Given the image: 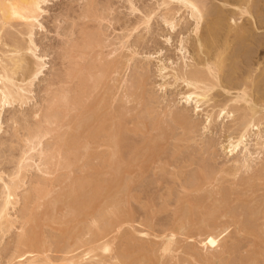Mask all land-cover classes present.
Wrapping results in <instances>:
<instances>
[{
  "label": "rangeland",
  "instance_id": "1",
  "mask_svg": "<svg viewBox=\"0 0 264 264\" xmlns=\"http://www.w3.org/2000/svg\"><path fill=\"white\" fill-rule=\"evenodd\" d=\"M0 2L3 3L2 0ZM163 2L166 5H163ZM215 3H217L216 7L219 3L216 1ZM41 8L43 12L38 17L41 26L35 25L32 29V38L37 46L35 54L38 58L41 57V60H36L29 53L26 58L31 66L36 65L38 61L43 62L44 68L32 87H27L28 93H24L23 99L16 101L22 104L14 102V106L2 109L0 116V174L2 175L0 178L2 177L5 183L8 182L12 186L15 183L14 187L18 186L17 181L20 185L14 190L18 201L12 200L13 198L17 200L12 195V204L7 206V214L11 216L8 218L14 221L13 226L7 233L0 232V264H19L20 262L26 264L30 259L34 261L31 264H62L65 260L69 261L66 263L72 264L73 258L76 260L86 254L85 247L90 244L92 245L90 247L94 248L99 241L106 244L104 245L106 249L101 255L97 254L100 255L97 257L98 264H122L124 259L132 260L133 264H221L219 258L222 256L223 264H264L263 235V242L254 245L249 237H246L247 240L243 236V233L239 232L237 235V228L231 226L232 231L229 230L227 236L225 235L227 238L224 237L222 241L226 251L225 253L222 251L223 255L219 253L215 244L209 241L213 240L212 234L211 237L208 234L214 229L217 217L215 215L213 217L212 214L207 216V213L211 212L210 210L218 201L227 200L228 208L231 206L235 212L241 208L239 210L245 213L246 219L250 214L246 206L244 208L243 204H236V197L241 193L249 194L246 192L248 188L244 185L249 181L250 184L259 185L258 189L263 188L262 182L253 178L256 170L264 162V110L258 116V125L249 131L246 146H241L232 152L229 142L236 131L238 113H229L227 110H224L222 114L219 112L222 105L235 95V91L227 87L225 89L230 92H226L222 87H217L207 104H196L195 100L185 102L184 96L189 88L187 89L185 83L174 80L176 72L174 69L177 68L176 70L179 71L180 68H184V64L191 67L194 64L193 58L196 57L194 21L188 16L187 10L168 0H47L41 4ZM219 8L222 6L219 5ZM256 16L258 25L264 18ZM9 17L13 26L11 28L4 25V29L13 38L25 39L26 36L25 38L20 36L19 31L27 30L25 22L31 19L22 20L18 15ZM147 17L148 22H146ZM241 22L242 20L239 19L237 24L241 25ZM255 32H257L255 35H250L253 37L252 42L249 40L251 37L247 38L249 42L246 39L248 43L243 40L245 45L251 43L249 46H244L242 41L237 43L236 39L234 45V38L230 40L234 47L228 50L230 59L226 61L224 70V82H228V85H232L233 82L238 85L241 79L243 82L249 72H252L255 77L264 67V47L258 46L263 43L261 40L264 39V28ZM87 37L93 40V46L91 50L90 47L84 46L82 52L83 49L79 45L83 44ZM9 39L12 37L10 36ZM76 47L80 58L76 57L79 56L74 49ZM76 60L78 62L80 60V63ZM75 61L78 67H75ZM27 67H30V64ZM81 68L83 73L80 72ZM106 68H108V74L106 73L101 85L88 92L86 89V94L81 90L83 85L80 87V91L84 93H81L80 102L82 105L86 103L87 106H92L91 111L96 114L93 116L94 122L91 121L93 126L90 124V127L105 128L109 125L107 121L110 122V119L119 122L120 155L114 156H118L120 161L123 160L122 162L131 161L132 168L127 165V170H124L127 172L123 171L121 180L122 178L124 180L121 181V187L115 186V188L113 185L110 193L101 195L103 197L100 196L97 202L95 192L88 190L90 193H86L87 190L83 188V191L79 192L81 182L79 179L87 177L92 182L95 180L94 183L104 182V180L112 181L114 173H110L111 168L103 161L109 153L108 148H111V146L108 147L109 143L106 140L107 133L99 129L98 131L103 134L100 133L98 138H93L95 141L90 144V140L83 139L87 138L84 135L88 129L85 132L81 131L84 135H81L83 138L80 136V139L82 138L83 142L92 146L88 150L93 149L94 152H91L95 155H90L91 158L88 159L86 157L89 156L83 159L76 157L79 159L78 163L75 167L73 163L71 166L74 168L70 166L72 169L69 171V167L67 170L64 167H58L56 159L58 160V156L62 158L64 153L73 157L74 150L70 148L72 143L69 147L62 144L59 140L62 135L59 131L62 129L52 131L53 127L46 123L47 115L45 114H47L48 103L59 95L62 88H73L79 80V84H82L83 78L89 72L92 71L98 76ZM76 69L82 74L80 78L74 77L77 73ZM16 79H20V76ZM139 79L141 81L144 79V84L141 86L143 88H139L137 84L140 82ZM250 93L253 98L264 96V80L260 82L257 78L255 87ZM252 102L254 103L253 99ZM95 103L100 105L96 106ZM229 106L230 104L226 108ZM81 107L78 106L75 109L77 114L84 112V107H82L83 110ZM75 110L73 109L76 114ZM70 113L71 115L68 114L69 117L67 116L65 121L71 125L76 115L74 116L71 111ZM178 115L187 117V120L192 123L190 126L193 125L192 128L190 127L191 130L178 124L176 120ZM37 116L40 117L41 123L37 122ZM42 121H44L43 124ZM38 126L46 127L49 133L41 139L42 141L40 140L41 145L33 150L34 152H30L27 146L32 137L30 132L33 133ZM66 127L68 129L70 126ZM66 127L63 126L65 132ZM28 138L30 139L27 140ZM78 143L81 144L82 141ZM153 143L154 146L151 147ZM82 145L79 150L80 155L84 148ZM79 147L80 145L77 148L80 149ZM113 150L111 149L110 152ZM50 153L55 154V162L50 161ZM245 158L249 159L248 169L240 166L245 162ZM143 162H146V166ZM88 166L99 169L95 171L88 169ZM18 167L21 169L20 173ZM201 173L205 181L200 183L198 178L202 175ZM76 180H79L77 184ZM70 182L77 185L73 186L78 191L75 190L76 193L72 196L73 201H79L81 196L84 197L85 202L88 200L91 202L93 199L95 202L90 205L92 207L88 212L86 210V213L78 214L66 223L65 227L67 224L70 228L72 227L71 230H67L69 229L67 226L66 231L65 227L63 228L65 223L62 221H65L64 219L70 213L65 206L69 199L61 197L60 205L57 203L58 199L54 205L49 203L66 190L65 184ZM198 182L202 184L201 187ZM5 183L0 180V210L5 204ZM39 184L41 190H37H40L43 195L35 198L34 189V193L31 194L32 188L39 187ZM197 185L199 189L194 188ZM89 194L90 196H87ZM263 194L264 192L258 191L251 199L257 196L260 197L255 200L263 199ZM53 195H56L55 198ZM112 196H115L114 198L117 196V199L119 196L122 200L118 199L115 203ZM36 199H39L38 202ZM189 199L194 203L193 210L190 209ZM84 200H81L82 203ZM42 204L44 206L46 204V207L54 206L55 222L53 220L47 222L45 213L47 208L42 207ZM231 208L228 211L232 210ZM34 211L37 214L42 213L38 221H44V224L40 223L38 232L41 228L40 235L45 243L42 247L27 248L32 252L30 255L31 252H28L26 248L16 244V239L21 232L20 228L28 227V225L24 226L23 218ZM204 214L206 215L204 221H201V216ZM229 216L228 213L225 219L221 220L224 222ZM253 216L249 217L252 220L247 218L248 223L245 220L246 227L257 230V226H260L259 228L262 229L260 225L262 222L255 220L257 218H252ZM42 218H45L46 222ZM187 219L194 222H188ZM111 225H114L115 229H111ZM101 230L103 234L100 233ZM106 230H109V233ZM101 236H106L108 243L103 242L107 239ZM95 244L96 246H93ZM90 247L87 249L89 250ZM101 248L102 246L99 247ZM226 248L231 250L228 251L229 249ZM82 250L84 252H81ZM22 251L24 253H21ZM95 253L92 260L97 256ZM252 256H256L255 259H257L252 260ZM85 263L86 261H83V264Z\"/></svg>",
  "mask_w": 264,
  "mask_h": 264
},
{
  "label": "bare ground",
  "instance_id": "2",
  "mask_svg": "<svg viewBox=\"0 0 264 264\" xmlns=\"http://www.w3.org/2000/svg\"><path fill=\"white\" fill-rule=\"evenodd\" d=\"M2 1H3V3L0 2V116L2 113V109L6 108L8 106H12L14 102L17 103L16 101H19V100L21 101V99H23L24 93L27 92V87H30V86L32 87L35 79H38L40 73H42V69L44 68V64H43V62H39L41 60V57L38 58L35 54L37 46L35 45L34 40L32 38V35H33L32 29H33V27H35V25L41 26V24L38 22V17L43 12V10L41 8V4L45 3L47 0H22V1H20V0H2ZM168 1L170 3H175L177 5H180L182 8L184 7L187 10L188 16L194 21L193 32L195 34L194 45H195V51H196V57L193 58L194 64L191 67H187L186 64H184L186 66V68L184 66V68L183 67L180 68L179 71L176 70L177 68H175L174 70L176 72L175 73L173 72L175 74L174 80H176V81L178 80V81L185 83L187 89L189 88V91L187 90L188 92L186 91L185 96H184L185 102L188 103L191 100H195L196 104H200V103L207 104L210 102L212 93L215 91L214 89H216L217 87H219V88L222 87V89L226 92H230L229 90H226L227 87H228V89L235 91V95L230 97L227 100L226 104L222 105V108L219 112V114H222L224 112V110H227V112H229V113L230 112H237L238 113V118H237L238 124L236 125V128H235L236 131H234V134H232L231 142H229L230 149L233 152L236 149L241 148V146L245 145L246 137H247V135H249V131L251 130V128L258 125V123H259V119H258L259 117L258 116H259L260 112H262V110H264V96L260 95V96H257L256 98H253L252 94L250 93L252 91V89H254V87H255V83H256L257 78H259L260 82L264 80V67L260 70L259 75L254 77L253 73L249 72V74L246 76V79L243 82H242L243 79L239 80L240 84L237 82L238 83V85H237L236 82H233L232 85L231 84L228 85L227 84L228 82L227 83L224 82V73H225L224 70L226 67L225 63H226V61L228 62V60L230 59L228 57V50L231 49L232 47H234L232 44H233V42H235V39H236L237 43L239 41L240 42L242 41L243 43L242 42L241 43L244 44V41L246 42V39L247 38L249 39V37H251L250 35L253 36L257 33V32H255V30H258L260 28H264V20L261 19V21L258 23V25L256 24V20H255L256 19L255 15H257L256 17H258V15H259L261 17L263 16L262 18H264V1L263 0H258V2H256L257 0H168ZM215 1L219 3L218 5H216V7H218L217 9H215L216 8L215 4H217V3H215ZM163 5H166V3L163 2ZM219 5H221L222 8H219ZM213 9H215L216 12ZM211 11H212V13H211ZM13 15L14 16L18 15L21 17L22 20H26V21L28 19H31V21L25 22V25L27 26V30L23 29V30L19 31L20 36H23L24 38L26 36L25 39L21 38V40L23 39L24 41L19 40L17 37L13 38V36L9 35L8 32L4 29V25H8L9 27L12 28L13 25L10 22L11 20H10L9 16H13ZM146 19H147L146 22H148L149 18L147 17ZM239 19L242 20L241 25H238L240 23L237 24V21ZM199 31H201V33ZM7 34L9 37L7 36ZM10 36L12 37V39H9ZM232 38H234V40L231 43L230 40ZM252 38L253 37H251L249 39L251 42H252ZM249 40H248V42H249ZM261 41H263V43H261L258 46L264 47V39ZM236 42L234 43V45L236 44ZM248 42H246V43H248ZM259 43L260 42H258V44ZM83 44L79 45V46H81L80 47L81 49H83L85 46L87 48L90 47L89 49L91 50V47L93 46V40L87 37V40H84ZM245 44H244V46H247V45L249 46V44H251V43H249L247 45H245ZM261 47H260V50L262 49ZM74 49L76 51L77 47ZM257 50H258V48H257ZM71 51H72V49L70 50V53H71ZM78 51H76L77 54L79 53ZM83 51H84V49L82 50V52ZM27 53H29L32 57L36 58V60H39L38 63L36 62V65L31 66L30 62L27 63V58H26ZM82 54H81V56H82ZM69 56H70V54H69ZM76 57L80 58V53H79V56H76ZM80 60H79V62L78 61L77 62L80 63ZM76 61H75L74 65H76ZM29 64H30V67H27ZM260 64H262V63H260ZM251 65H253V64H251ZM75 67H78V65H76ZM163 67H165V66H163ZM233 68H234V66H233ZM82 70L83 69L81 68L80 69L81 73H83ZM162 70H164V68ZM174 70H172V71H174ZM68 71L71 72L70 70H68ZM107 71H108V68L104 69L103 71L100 72V75H98V76H96L94 74V72L91 71L87 74V76L85 78H83L84 83L82 82V84H79L80 83L79 82L80 80H79L76 86L73 85V88H69V89L62 88L58 93L59 95L54 97L53 99H51V102L49 101L50 102V103H48L49 107L47 106V108H46L47 114H45L47 116L44 115L45 117H47L45 119L46 123H48L49 125H51L53 127L52 131H54V130L58 131V130L62 129L61 131H59L60 134H62L61 137L59 136L60 139L58 137V139L60 141H62V144H64V145L66 144L65 146L69 147V145L72 143L70 145V148H72L74 150V151H72L73 157L70 156L69 154H65V153H64V156L62 155V158H60V156H58L59 158L56 156L58 158V160L56 159L57 166L58 167L59 166L64 167V168H66V170H67V167H69V171L77 165L76 163H78V160L80 158L83 159L86 156H89V157H86L88 159V158H91L90 155L91 156L95 155V153L91 152V151H93V149L88 150L92 147L91 145H89V143L90 142L93 143V141H95L96 137L99 136L100 133H102V132H99V131H102V129H103L104 133H107L108 137L106 135L105 136L108 139H106V140L109 143L108 147L111 146V148H108L109 149L108 152L110 154L108 153V155L104 158L105 160L103 159V161L105 162V164H108V166L111 168V171L113 169L112 172L109 170L111 174L114 173V174H112V175H114L112 181H107V180L105 181L104 180V182L94 183L95 180H93V182H92L89 178H87L85 176H84L85 178L82 177L81 179H79L81 181L79 184L80 188H78L79 192H81L80 190H82V188L84 190H87L86 193L87 192L90 193L89 191L95 192V194L97 195V197L95 195L96 201H97V199H100L101 197H103L104 194L106 195L112 189L111 187L113 185H114V187L115 186L121 187L120 185L122 184V182L124 180L123 178L121 180V176H122V174H124L123 171L126 169L127 165H129V167H131L130 165H132L131 161H129V163L125 162V161L122 162L123 160L120 161L121 159H119V157H118L120 155L119 154V152H120L119 147L121 146V141L119 139L120 136L118 133L119 127H120L119 122L117 120L110 119V122H108L109 120L107 121V123L109 124V125L107 124L108 125L107 127H105V128H103L102 126H99L100 128L98 127L100 130L97 128L90 127L89 126L90 124H92L91 126H93V123H91V121L94 122L93 116H95L96 114L93 113L94 111L93 112L91 111L92 106H89V105L87 106L86 103L84 105H82L80 102V96L85 93L86 89H88L86 91V92H88V91H90V89H94L97 86L101 85L103 79L105 80ZM76 72L77 73H75L74 77L77 76L76 78H80L81 73L79 72V70H77ZM235 73L237 74V70L235 71ZM71 74H72V72H71ZM17 76H20V79H16ZM72 76H73V74H72ZM81 76H82V74H81ZM235 79H236V77H235ZM142 80L143 81L140 80L139 83L137 82L139 88L141 86H143V84H144L143 83L144 79H142ZM237 81H238V79H237ZM25 84H27V85H25ZM82 85H83V88L81 90H83L82 92H84V93H82L80 91V87ZM141 88H143V87H141ZM252 99H253L254 103L252 102ZM96 102H98V101H96ZM102 102H103V100H102ZM102 102L100 101L101 104H102ZM18 103L22 104V102L21 103L18 102ZM98 104L99 103H97L96 106ZM229 104H230V106L226 108V106ZM92 105H94V104L92 103ZM78 106L84 107V112L81 111V112H78V114H77V112H76L77 110H75V109H77ZM82 107H81V110H83ZM73 109L75 110L76 114L74 113ZM70 111L72 112V114L74 113V116L76 115L75 120L72 121L71 125L67 124L65 121L68 114L71 115ZM37 117H38L37 122L38 121L40 122L41 121L40 117L39 116H37ZM260 118H263V116H260ZM41 119H42V117H41ZM176 120L178 121V124L180 123L183 126L188 127L190 129V127H191L190 125L192 123H190L187 120V117H184L183 115H178ZM43 122L44 121H42V124H43ZM70 123H71V121H70ZM64 124H66V125H64ZM0 126H1V123H0ZM63 126H65V127L70 126V127L68 129L66 127L65 128L66 132H65L63 130ZM139 126L141 127L143 125H139ZM192 127H193V125H192ZM36 128H37V126H36ZM44 128L38 126V129H36V130L33 129L34 130L33 133L30 132L32 137H30L31 139L30 138L27 139V140L30 139L29 145H27V146H29L28 149L30 152H34L33 150L37 149L38 146L41 145L40 144L42 141L41 139H43L44 136L49 133L48 129L46 127H44ZM86 129H88L87 132H85ZM67 130H68V132H67ZM81 131L85 132V135H84V133H81ZM62 132L64 133L65 137L63 136ZM66 133H68V134H66ZM81 135H84L87 138H83ZM62 136H63V138H62ZM80 136L83 139H85V141L90 140L89 143H86L85 141L83 142V140H81L82 138L80 139ZM93 138H95V139L93 140ZM78 139H80V140H78ZM78 141H80V142L82 141V143L80 144V143H78ZM154 141H156V139H154ZM84 143H86L85 146H84ZM92 143H90V144H92ZM95 143H97V142H95ZM77 144L80 145V147H79L80 149L77 148L78 147ZM72 145H73V147H72ZM81 145H82V148L84 147L86 149V150H84V148L82 149L83 152H81V153L83 155H85V156H83L81 154L83 157L79 153V150H81ZM152 146H154V143H153V145L151 144V147ZM111 149H114L113 150L114 152L111 151L112 152L111 153L110 152ZM69 150H71V149H69ZM137 151H139V150H137ZM40 152H42V151H40ZM48 152H50V151H48ZM27 153H28V151H27ZM52 153H54V152H52ZM116 154H118V156H117L118 158L114 156ZM134 154L137 155L136 153H134ZM50 155H51L50 161H54L55 160V158H54L55 154L53 155L50 153ZM148 155H150V154H148ZM137 156H139V155H137ZM76 157H78L79 159L78 158L76 159ZM73 158L76 159L77 161L76 160L74 161ZM116 158H117V160H116ZM133 159H134V157H133ZM243 160H244V158H243ZM248 161H249V159L247 160L245 158V162L241 163L243 165H240V166H242L243 168L246 167L248 169V164H247ZM54 162H53V164H54ZM73 163H74V165H73L74 167L71 166ZM124 163H126V164H124ZM143 163L146 166V162H143ZM143 163H141V164H143ZM70 166L72 168H70ZM19 167L21 168V165ZM19 167H18V169H19ZM88 167H89L88 169H93L95 171H96V169L97 170L99 169V168H92V167L90 168V166H88ZM249 167H250V165H249ZM243 168H242V170H243ZM101 169L103 170L104 166ZM143 169H142V171H143ZM238 169H240V167H238ZM20 170L21 169H19V171L18 170L17 171L20 173ZM105 170H108V169H105ZM240 170H237V171H240ZM124 172L126 173L127 171H124ZM253 176H254V174H253ZM253 176L251 178H253ZM15 177H16V175H15ZM203 177L204 176L202 174L200 176V178H198L200 180L199 181L200 183L205 181L204 180L205 177L204 178ZM1 178H0V180H2L5 183L4 179L3 178L1 179ZM17 178L18 177H16V179ZM91 179H93V178H91ZM13 180H14V178H13ZM79 180H76V184ZM253 180H257V181L262 182L263 188L260 187L259 188L260 190H259L257 188V186L259 187V185H255L256 183L254 184L255 185L254 186L252 183L250 184V181H249V183L246 182L247 184H244V185L248 188V190L246 192H248L249 194H246V193L239 194L238 193L239 195L237 194L238 196L236 197V204L237 205L243 204L244 208L246 206L247 211L250 214V215L248 214L249 217L254 215L252 218H257L255 220H260L262 222V224H260L262 229L259 228L260 226L259 227L257 226L258 231L250 228L249 226H248L249 228H247L246 227L247 225H245V223H246L245 220L247 221V218H249V217H247L245 219V213L243 214L242 210H239L241 208H239L235 212L230 206V208L232 210L228 211V209H230V208H228L229 205L227 204L228 203L227 200L221 199L222 201L221 200L218 201L217 204H215V206L210 210L211 212L209 211L210 213H207V216L212 214L213 217H215V216L217 217V219H215V222H216L215 227L212 231H209L210 234H208V235L211 237V234H212L213 240H209V241L210 242L212 241V243L215 244V246H216L217 250H219L220 254H222V251H224L223 253L226 252L224 250L225 249V247L223 246L224 244L222 245V241H223L224 237L227 236V233H229V230H231L230 229L231 226H235V228H237V231H238V232H236L237 235H239L238 234L239 232L243 233V236H245V238L249 237V239H251V241H252V243H254V245H257L258 242H263L262 237L264 236V230H263L264 229V200H263L264 198L263 199L260 198V200L259 199L255 200L257 197H260V196L255 197V199H251V198L258 191L264 192L263 191L264 190V162H263V165L260 166L258 168V170H256V173H255ZM17 182L19 183V181H17ZM18 183L16 185H18L20 187V185ZM14 184L12 186V185H10V183L8 184V182L5 183L6 192L3 191L4 194L6 195L5 196L6 197L5 198V204H4V207L2 206L3 208L0 210V232L1 233H7V231H10L11 226H13L12 222H14V221H10V218H8L11 216L9 214H7V206L9 204H12L11 199L13 196L16 198L18 197V196H16V193L14 194L15 188H17L18 186L14 187ZM69 184H71V185H69ZM74 184L72 182L65 184V185H67L66 186L67 189L64 185V187H65L64 189H66V190H64L62 193L59 192L60 193L59 195L56 194L57 195V196L55 195L56 198L53 195L54 196L53 198H55V199H54V201L53 200L51 201L52 203H49V204L54 205L58 199L57 203H58V205H60L62 201L60 200L61 202H59V199L61 197H66V199L67 198L69 199L68 202L65 200L67 203V205H65V206L68 207V209L70 210V213H69L68 217H66L64 219L65 221H62L65 223L63 225V228L65 227L66 223H68L70 220H72V218L76 217V215H78V214L80 215L81 213H86L85 212L86 210L88 212L90 207H92L90 205L94 204V202H95V199H93L94 201L92 200L91 202H88L89 200L87 202H85V200L83 199L84 197H81V196L79 198L81 200H84L83 203L80 199H79V201H77V200L73 201L72 196L77 191L76 190L77 188H75L73 186ZM76 184H75V186H77ZM201 185L202 184H200V187H201ZM36 186H38V185H36ZM200 187L198 185L196 187L194 186V188H196V189H199ZM123 188H124V186H123ZM33 189H34L35 193L33 192ZM37 189L41 190L40 184H39V187L35 188V186H34L32 188L31 194L34 193L33 195H36L35 198L39 197L40 195H43V194H41V191L37 190ZM15 192H17V191H15ZM86 193H84V194H86ZM117 194H119V193H117ZM26 195H28V194H26ZM29 195H30V193H29ZM33 195H30V196H33ZM101 195H103V196H101ZM87 196H90V194ZM114 197H113V199H114L113 201H115V203H116V201L120 198H119V196H118V199H117V196H116V198H114ZM63 199H65V198H63ZM74 199H76V198H74ZM85 199L87 200V198H85ZM12 200H15L17 202L18 198H17V200L14 198ZM38 200H37V202H38ZM120 200H122V199H120ZM120 200H119V202H121ZM188 203H189V206L191 207V208L190 207L189 208L193 210V208H192V206H194L193 201L189 199ZM50 206L51 205H48L46 207V204H45V206L42 204V207L47 208L45 211L46 217H47V222L48 221L52 222V220L53 221L56 220L55 214L53 215L54 206L53 207H50ZM235 208H237V206ZM43 212H44V210H43ZM228 213L230 215L228 220H225L223 222L221 219H225V217ZM38 214L34 211V213H30L27 215L25 214L26 215L25 218L22 217L23 215L21 216V218H23L24 222H25L24 226L28 225V227L22 226V228H20L21 232L18 234L17 239H16V244L19 247L21 246V247L26 248V249L27 248L31 249V248H35V247H42L43 244L45 243L43 240V237H41V235H40L41 228H40V232H38L40 223L44 224V221L43 222L38 221L41 218L40 215L42 213H38ZM43 215H45V214H43ZM39 216H40V218H39ZM205 216H206L205 214L202 215L201 216L202 219H200V220L204 221ZM209 217H208V219H209ZM213 217H212V219H214ZM258 218H260V219H258ZM42 219H44L46 222L45 218H42ZM50 219H51V221H50ZM249 219L252 220L251 218H249ZM187 221H188V219H187ZM190 221H188V222H190ZM193 222H194V220L191 221V223H193ZM247 223H248V221H247ZM67 226H68V224H67ZM67 226L65 227L64 230H66ZM71 228L69 227V229L67 228V230H71ZM110 228L115 229L114 225H111ZM111 229H110V231H112ZM233 229H234V227H233ZM107 232L109 233V230ZM70 233H73V232H70ZM100 233H102V230ZM74 237H73V239H74ZM95 237H97V236H95ZM101 237H103V236H101ZM105 237L106 236H104L103 239ZM105 239H107V238H105ZM92 242H90V243H92ZM103 242L108 243V239H107V241L105 240ZM98 243H97V246H96V244L93 245V246H96L94 248L90 247L92 245H90L88 243L89 244L88 247H90V249L88 250L87 249L88 247H85V248H86L87 252L89 251V253H87L86 250L84 249L86 254H84L82 257L77 258L76 260L73 258L72 260H74V262H72V264H83V261H86L85 264H98L99 261L97 262V260H99V259L97 257L100 256L102 254V252L106 249V246H104V245H106L105 243H99V246H98ZM100 244H102L101 249H99V247H101ZM85 246H87V245H85ZM28 249H27V251L31 252ZM95 249H96V253H95ZM230 250L231 249H229L228 251H230ZM23 251L21 253H24ZM27 251H26L25 255L27 254ZM97 251H98V253H97ZM81 252H84V251L82 250ZM94 253L96 255L100 254V255L96 256L97 259L94 258L96 260L91 259L94 255ZM31 254H32V252L30 253V255ZM28 256H29V254H28ZM76 257H78V256H76ZM252 257H253L252 260L257 259V258L255 259L256 256L255 257L252 256ZM23 258L25 259L24 256H23ZM27 258L28 257L26 256V259ZM30 258H31V256H30ZM221 258H219V259L221 261V264H223ZM70 259H71V257H70ZM205 259H207V258H205ZM30 260L26 264H31L34 262V261H30ZM135 260H137V259H135ZM216 260H217V258H216ZM67 261L68 260H65L64 261L65 263H62V264H69V263H66ZM123 261H124V263H122V264H133L132 260L124 259ZM19 264H24V263L20 262ZM47 264H49V263H47ZM52 264H54V263H52Z\"/></svg>",
  "mask_w": 264,
  "mask_h": 264
}]
</instances>
